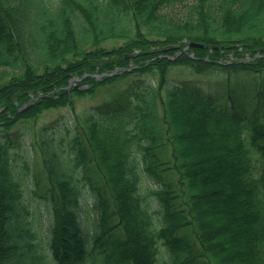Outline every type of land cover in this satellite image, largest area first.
Here are the masks:
<instances>
[{"label": "trees", "instance_id": "16d2710c", "mask_svg": "<svg viewBox=\"0 0 264 264\" xmlns=\"http://www.w3.org/2000/svg\"><path fill=\"white\" fill-rule=\"evenodd\" d=\"M193 40L204 47L185 50ZM176 66L264 72V0H0V264H159L161 247V264H264V110L228 111L170 80ZM85 73L87 86L66 88ZM101 90L113 95L77 111ZM63 106L76 111L67 141L43 126L32 155L15 150V126ZM182 125L213 153L197 156ZM208 167L221 188L199 184ZM30 177L35 193L45 181L46 243L28 219ZM206 194L221 197L215 226Z\"/></svg>", "mask_w": 264, "mask_h": 264}, {"label": "rangeland", "instance_id": "374dc122", "mask_svg": "<svg viewBox=\"0 0 264 264\" xmlns=\"http://www.w3.org/2000/svg\"><path fill=\"white\" fill-rule=\"evenodd\" d=\"M177 11L178 8L168 9L169 14ZM116 42L122 43L123 40ZM116 42H110L109 44ZM180 67L176 66L173 68L170 80L180 83L185 82L193 88L196 87L202 90L204 93L207 92L211 94L228 110L230 109L238 113H243L245 110L247 113H251L253 112L254 108L255 110H257V108L260 110L264 108V93H262V90L264 89V72H241L238 73V75H228L216 69L205 73H192L190 69H182ZM249 86H252L255 88V90L252 91L253 88ZM244 91L247 93L249 92V94L245 96V100L240 98L241 93ZM112 95L113 92L111 93L108 91L105 93V91L101 90L96 94V96L86 95L85 97H77L75 106L77 107V111L80 112L85 108H93L98 106V104L110 99ZM251 104L256 107L251 108ZM242 106H244V108H242ZM75 113L76 111L68 106H63V108H52L50 110L44 111L37 122H31V124H18L11 130L13 133L12 137L16 142L15 150L20 154L29 152L32 155L34 153L31 141L32 134L34 131H39L43 126L48 127L47 130L50 135L55 136L57 139L63 138L65 141H67L76 130V128H74ZM181 127L186 129V134L191 138L186 143L187 146H189L191 150L197 154V156L199 155L204 157L205 155L213 153L211 144L212 142L206 140L198 130H196L194 127H186L185 125H182ZM220 164L221 162L214 161L212 166L219 167ZM210 168L212 167L204 169L208 175L205 177L200 176L199 184L205 187V189H210L212 187L221 188V184L223 181H225L224 177L222 176V170H212ZM44 183L45 181L43 180L41 189L38 188L37 192L35 193V185H33L32 178L30 177L24 184L25 187L23 197L25 203L28 205V208L31 211L28 219L32 221V229L37 233V239L43 240L46 243L48 236L47 223L49 207L48 202L43 196L45 189ZM220 198V196L206 194V198L204 199V208L208 213L207 220L211 223L213 222L214 226L215 224H218L217 221L212 220L214 217H217L219 222H223L224 216H226L225 213H218L217 210H214L215 204L221 201ZM80 213L83 217L86 227H91V220L95 217L93 205L87 207L84 206ZM41 223L42 225H40ZM233 229V233L239 236L245 233L247 227L243 224H236ZM161 250L163 251L160 254L161 258L159 264H161L163 260L168 259L164 252L165 248L161 247Z\"/></svg>", "mask_w": 264, "mask_h": 264}, {"label": "water", "instance_id": "95a60500", "mask_svg": "<svg viewBox=\"0 0 264 264\" xmlns=\"http://www.w3.org/2000/svg\"><path fill=\"white\" fill-rule=\"evenodd\" d=\"M191 46H203V45L200 43H197V42H193V43H191Z\"/></svg>", "mask_w": 264, "mask_h": 264}]
</instances>
